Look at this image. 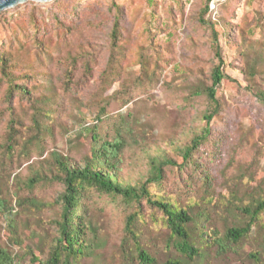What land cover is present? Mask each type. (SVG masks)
<instances>
[{
    "label": "rangeland",
    "instance_id": "rangeland-1",
    "mask_svg": "<svg viewBox=\"0 0 264 264\" xmlns=\"http://www.w3.org/2000/svg\"><path fill=\"white\" fill-rule=\"evenodd\" d=\"M213 1L29 0L0 12V193L16 206L19 230L0 214V245L21 264H38L30 251L47 260L58 239L65 186L56 153L85 165L93 133L125 139L120 181L152 179L154 199L206 208L208 229L223 233L243 220L242 208L264 201V0ZM212 26L225 74L218 104L202 93L219 62ZM209 113L210 133L185 161ZM81 199L100 246L76 264H130L122 242L131 214L158 264L180 256L146 199L94 187ZM127 247L136 254L134 240ZM187 264H264V211L234 249L213 245Z\"/></svg>",
    "mask_w": 264,
    "mask_h": 264
},
{
    "label": "trees",
    "instance_id": "trees-1",
    "mask_svg": "<svg viewBox=\"0 0 264 264\" xmlns=\"http://www.w3.org/2000/svg\"><path fill=\"white\" fill-rule=\"evenodd\" d=\"M209 9V5L207 6ZM120 28L119 18L114 22L112 37H118ZM214 33V48L218 57V64L214 67L211 80L212 85L205 88L202 93L206 94L210 101L218 104L217 87L225 78L223 71V58L220 53L219 36L212 26ZM3 69L7 66V61L1 59ZM5 73V69H4ZM9 76V73H6ZM259 97L264 101V91L259 92ZM213 118V113L206 114V128L203 136H197L192 140V144L185 149L183 159L190 158L191 153L198 148L201 141L210 133L209 124ZM39 121L36 119V124ZM95 132V131H94ZM93 146L89 159L85 165H74L69 158L58 153L55 161L62 171V175L56 179L65 186L60 199L62 211L56 221L58 239L53 247L52 253L47 260H42L35 252L30 251L31 259L38 264H76L78 258L91 255L100 246L98 234L95 231L93 221L82 203V192L88 187H94L101 193H113L122 196L130 202H140L146 199L147 202L159 210L163 216V223L169 230L171 246L175 248L180 256L169 257L163 264H187L205 254L213 245L218 247V251L226 253L234 246H238L242 240L247 238L253 227L258 223L264 211V201L256 205H247L242 208L243 220L237 219L225 227V231L220 233L218 229H208L210 217L206 208H196L195 204H190L187 208L163 198H153L148 189V179L141 185L126 184L119 179L121 154L125 147V139L121 134L112 140H100L96 133H93ZM171 162L168 160L166 163ZM165 163V164H166ZM156 175L153 180H160L162 170L156 167ZM34 182V179L31 180ZM1 183V177H0ZM8 201L0 193V214L9 221L13 234L18 237L19 230L14 224V217L17 213L16 206H7ZM136 215L131 214L127 218L125 226V238L122 242L124 255L128 256L130 264L137 259L140 264H158L153 257L140 243L139 235L136 231ZM130 240L135 241V253L129 252ZM255 257V255H252ZM0 264H21L20 257L4 246L0 245Z\"/></svg>",
    "mask_w": 264,
    "mask_h": 264
},
{
    "label": "water",
    "instance_id": "water-1",
    "mask_svg": "<svg viewBox=\"0 0 264 264\" xmlns=\"http://www.w3.org/2000/svg\"><path fill=\"white\" fill-rule=\"evenodd\" d=\"M29 0H0V12L7 10L9 8H13L17 6L18 4L27 2ZM37 2H49L52 0H32Z\"/></svg>",
    "mask_w": 264,
    "mask_h": 264
},
{
    "label": "built area",
    "instance_id": "built-area-1",
    "mask_svg": "<svg viewBox=\"0 0 264 264\" xmlns=\"http://www.w3.org/2000/svg\"><path fill=\"white\" fill-rule=\"evenodd\" d=\"M216 1H220V0H214V1H213V4L216 3ZM214 6H215V5H213V7H214Z\"/></svg>",
    "mask_w": 264,
    "mask_h": 264
}]
</instances>
